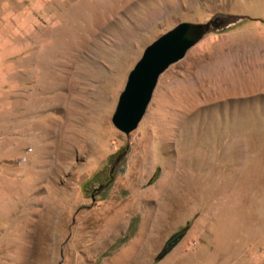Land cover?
I'll return each instance as SVG.
<instances>
[{
	"label": "rangeland",
	"instance_id": "rangeland-1",
	"mask_svg": "<svg viewBox=\"0 0 264 264\" xmlns=\"http://www.w3.org/2000/svg\"><path fill=\"white\" fill-rule=\"evenodd\" d=\"M215 14L247 19L114 129L143 49ZM0 264H264V0H0Z\"/></svg>",
	"mask_w": 264,
	"mask_h": 264
},
{
	"label": "water",
	"instance_id": "water-1",
	"mask_svg": "<svg viewBox=\"0 0 264 264\" xmlns=\"http://www.w3.org/2000/svg\"><path fill=\"white\" fill-rule=\"evenodd\" d=\"M246 19V16L215 14L205 23L181 22L146 46L118 95L111 117L113 128L125 136L133 132L145 115L159 77L181 61L207 34L226 30ZM122 156L116 158L110 172ZM185 232L186 229L173 235L156 260L165 257Z\"/></svg>",
	"mask_w": 264,
	"mask_h": 264
}]
</instances>
